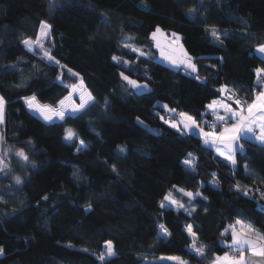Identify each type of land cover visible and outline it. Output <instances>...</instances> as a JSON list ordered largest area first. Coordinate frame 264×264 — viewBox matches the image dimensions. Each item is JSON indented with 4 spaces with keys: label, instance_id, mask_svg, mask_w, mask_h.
I'll use <instances>...</instances> for the list:
<instances>
[{
    "label": "trees",
    "instance_id": "1",
    "mask_svg": "<svg viewBox=\"0 0 264 264\" xmlns=\"http://www.w3.org/2000/svg\"><path fill=\"white\" fill-rule=\"evenodd\" d=\"M41 21L52 26L53 61L22 43ZM159 26L182 35L195 70L159 61ZM261 44L264 0H0L1 134L29 157L10 158L21 183L0 172V264H211L229 251L225 229L237 220L264 235V145L244 140L232 165L164 120L174 109L210 120L208 105L229 87L248 105L264 82ZM69 70L93 102L47 123L25 98L58 104ZM121 73L149 88L136 91ZM69 128L76 137L65 140ZM168 196L186 211L164 206ZM106 241L115 255L101 261Z\"/></svg>",
    "mask_w": 264,
    "mask_h": 264
},
{
    "label": "snow or ice",
    "instance_id": "2",
    "mask_svg": "<svg viewBox=\"0 0 264 264\" xmlns=\"http://www.w3.org/2000/svg\"><path fill=\"white\" fill-rule=\"evenodd\" d=\"M190 11H195L190 10ZM51 25L47 23V21H41L40 23V30L39 35L37 39L33 40L32 38H27L22 41V43L29 48V50H33V46H38L41 50H43L44 56H46L49 60H54L55 58L50 55V53L44 49V45L42 43V40L44 38L49 37L50 31H51ZM161 29L157 27L156 32L152 34L153 39L156 38L157 33H159ZM211 35L216 40H221V34L218 32V30L213 26L210 29ZM173 38L178 41L180 37L176 34H172ZM157 47H160V44L157 43ZM178 48L182 55H184V59H177L172 55H167L165 58L168 59L173 65H179V64H185L187 68H190L192 70H195V65L191 63L192 58L190 56H187V54L184 52L182 46L178 45ZM257 51L264 54V44H261L257 47ZM143 54V53H142ZM161 55H164L163 49L161 50ZM113 60H117V57H113ZM56 63H59L58 61ZM258 73L264 72V69H258ZM121 76L125 80L129 82L130 85L133 86L134 89L138 90H144L147 89V84L141 85L136 80L130 79L128 76H124L123 73H121ZM199 79V77H196ZM82 87V83H81ZM73 90L75 91L77 86H72ZM80 100L81 103L78 106H75L72 108V112H78L82 109H84L85 105L92 101L94 98L91 96L90 93H87V97H85V93H80ZM65 99H70V97H66ZM28 107L30 109L35 110L38 112L45 121H52L54 117L59 118L61 120L64 119L65 111H64V101H60V110L57 111L53 109L51 106L48 105H41L36 101V97H27L25 98ZM237 105L241 104V101L239 99L235 100ZM5 100L2 96H0V123H3L4 120V106H5ZM166 107V106H165ZM210 109L215 110L217 107V102L212 101L211 104L208 105ZM219 107L224 108L225 110V116H217V119L220 121H225L227 118L235 117L237 118L240 123L234 124L232 128H225L224 131L219 135L216 136L212 132H204L203 129H200L201 133L205 137V142L208 143L211 141L212 143H223L227 147V159L230 160L233 164H235V158L233 155V144L237 142L241 135H244L248 139H252L251 136H248V133H254L256 131V128L258 126L259 129V136L257 139L264 143V91H261L257 94L256 98L252 101V103L247 105V115H244L243 109L241 111H236L232 109L228 105H219ZM175 111V110H171ZM180 116L183 118V127L186 129H192L194 127H199L196 124V121L188 116L186 113H180ZM163 119V117H161ZM168 121H166L167 123ZM171 127L173 128H180L181 125L177 123H171ZM74 137H76V133L72 129H66L65 130V140H72ZM0 140H2V137H0ZM80 144L83 146L84 142L81 140ZM241 150H243V146H239ZM80 149L78 148L77 151ZM123 151V149H121ZM217 150L220 151L219 146L217 147ZM225 154V153H222ZM17 156L21 157L23 160L28 161L29 157L27 154L21 149L16 153ZM186 164H191L192 161H185ZM6 167L4 157L0 156V171H3ZM115 166H113L114 168ZM17 183H21L20 177H14ZM214 183V181H213ZM237 188H239V185H237ZM181 191H183L181 189ZM189 197H193L194 194L191 192L186 193ZM195 195H200L199 193H196ZM44 199H47V197H44ZM172 203H175V201H172ZM163 206V205H162ZM182 207V205H181ZM187 231L192 235L193 237V244L192 248L200 255H203V251L201 248L196 247V233L192 231V226L189 225L187 227ZM231 234L232 239V245L230 247L235 249L234 255H229V253H224L223 256H217L215 258L214 264H254V258H260L259 262H255V264H264V235L255 233L251 230H246L244 224L242 221L237 220L235 224L230 225L229 228L225 229V233ZM245 250L249 251L251 253L252 260L245 257L244 253ZM4 254V248L0 246V255ZM115 255L114 246L111 241H106V256L108 258ZM101 261L105 260V255H101L99 257ZM170 259H177V258H170Z\"/></svg>",
    "mask_w": 264,
    "mask_h": 264
},
{
    "label": "rangeland",
    "instance_id": "3",
    "mask_svg": "<svg viewBox=\"0 0 264 264\" xmlns=\"http://www.w3.org/2000/svg\"><path fill=\"white\" fill-rule=\"evenodd\" d=\"M159 29H161V31L159 33H157L156 35V38L153 39V36H152V40L154 41V44H155V47L156 49L158 50V58H159V61H161L162 63H164L165 65H168L172 68H186V69H190V68H187L185 64H179V65H173L168 59H166L165 57L167 55H172L174 56L175 58L177 59H184V55H182V53L180 52L179 48H178V45L182 46L184 52L187 54V56H190L189 52L187 51L186 47L184 46L183 42H182V35L177 33V32H174V31H171V32H168L166 30H164L162 27L159 26ZM157 30V28H156ZM156 30L154 32H156ZM153 32V33H154ZM173 33H176L180 39L178 41H176L172 34ZM39 35V33H38ZM37 35V37H38ZM50 36H51V31H50V35L49 37L47 38H44L42 40V43L44 45V49L47 50L49 53H50V49H49V46H48V43H49V40H50ZM34 38L33 40L37 39ZM157 43L160 44V47L158 48L157 47ZM27 47V46H26ZM28 48V47H27ZM29 49V48H28ZM163 49L164 51V55H161V50ZM31 51H35L37 52L39 55H41L42 57L46 58L47 60H49L46 56H44L43 54V50H41L38 46L34 45L33 46V50ZM191 57V56H190ZM192 58V57H191ZM53 61V60H52ZM118 61V60H117ZM120 62V61H118ZM191 63L193 64V62L191 61ZM264 73V72H263ZM59 81L61 83H63L64 85H66L68 88H69V93L62 99L64 101V111H65V116H69V115H76L80 112H82L85 108H87L92 102V101H89L84 109L78 111V112H75L73 113L72 112V108H74L75 106H78L80 103H81V100H80V93L81 92H84L85 93V97H87V93H90L89 90L86 88L85 86V83L82 79V77L80 75H78L77 73L69 70L68 71V78L66 79H62V78H59ZM138 82V81H137ZM81 83H82V87H81ZM140 83V82H138ZM141 85L145 84V83H140ZM75 85L77 86L76 90L74 91L72 86ZM148 86V85H147ZM149 87H147L148 89ZM147 89H144V90H147ZM136 91L140 92V91H143V90H138V89H135ZM91 94V93H90ZM1 96V95H0ZM92 96V95H91ZM66 97H70V99H65ZM61 100V101H62ZM36 101L41 104V105H48V106H51L53 109L59 111L60 110V102L56 105H50V104H42L41 102H39L37 99ZM27 103V102H26ZM27 107H28V104H27ZM239 107V106H238ZM241 108V107H239ZM28 109L30 110V112H32L34 115H36L37 117H39L40 119H42L43 121H45L43 119V117L38 113L36 112L35 110L33 109H30L28 107ZM241 109H245V108H241ZM126 110V109H125ZM179 116V115H178ZM56 121H61V119L59 118H56L54 117L52 121H45L47 123H51V122H56ZM171 123H177V120H172L170 121V124ZM2 123H0V126H1ZM178 124V123H177ZM205 126V125H204ZM204 129V128H203ZM205 130V129H204ZM0 137H3L2 134H1V128H0ZM75 138V137H74ZM73 138V139H74ZM81 141V140H80ZM80 141H79V145H78V148L79 149H83L86 147V143L84 142V145L82 146L80 144ZM20 151V149L18 148H15V147H10L9 145H6V143L4 142L3 138L2 140H0V156H3L4 157V161H5V164H6V167L5 169L3 170L4 172H7L5 173L6 175L8 174H11L13 172H9L11 169V166L9 164L10 162V158L13 157L14 155H16V153ZM187 161H192L191 159L187 160ZM186 166L190 169H192L193 167V161L191 164H186ZM2 171V172H3ZM1 172V171H0ZM19 177V174H16V173H13L11 178L14 179V177ZM15 180V179H14ZM172 201H175V203H172ZM181 203H179L178 200L172 198L171 196H168L164 202V206H167V207H173L175 208L176 210H185L186 211V207L184 205H182L181 207ZM244 224V223H243ZM233 225V224H232ZM246 230H251V231H254L255 233H258V234H261L260 232H258L255 228L247 225V224H244ZM162 230V229H161ZM167 232V231H166ZM167 234H169L167 232ZM228 236L231 237V234L230 232L227 233ZM262 235V234H261ZM230 245H232V239H231V242L229 243V251L227 253H229V255H234L235 254V249L230 247ZM102 255H105V259H107L108 257L106 256V244L104 246V250H103V253ZM224 255V254H223ZM223 255H220V256H223ZM245 257L248 258L251 253L247 250H245V253H244ZM177 258V259H170V258ZM152 263H157V264H186V260L180 258V257H177V256H161L155 260H152L151 261ZM215 260L211 263V264H214Z\"/></svg>",
    "mask_w": 264,
    "mask_h": 264
},
{
    "label": "crops",
    "instance_id": "4",
    "mask_svg": "<svg viewBox=\"0 0 264 264\" xmlns=\"http://www.w3.org/2000/svg\"><path fill=\"white\" fill-rule=\"evenodd\" d=\"M261 56L264 57V54L260 53L259 51H257ZM193 62V59L191 60ZM194 64V62H193ZM195 65V64H194ZM261 91H264V82H263V86L261 88ZM258 92V93H259ZM257 93V94H258ZM257 94L255 95V98L257 96ZM254 98V99H255ZM253 99V100H254ZM252 100V101H253ZM213 101H216L217 102V107L215 108V110L213 109H210L209 107H207V110H206V114L208 117H204L205 119H214L216 121V125L211 127V128H207L204 126L203 122H201L200 120H198L196 117L186 113L188 116L192 117L195 121H196V124L199 126V127H194L192 129H186L183 127V118L179 115L176 117L175 120H177V123L181 125V129L187 133H195L197 135H199L202 139H203V142L208 145L209 147H211L214 152L221 158L225 159L226 161H228L229 163H231L232 165H235L233 164L230 160L227 159V147L225 144L223 143H219V144H216V143H212L211 141H209L208 143L205 142V137L203 136V134L201 133L200 129H203L204 132H212L214 133L216 136H219L225 128H232V126L234 124H238L240 123V121L235 118V117H232V118H227L225 119V121H220L217 119V116H225V110L224 108L222 107H219V105H228L230 106L232 109L236 110V111H241V108H239L238 106H236L232 101H230L229 99L223 97V98H219V99H216V100H213ZM252 101L250 103H252ZM212 103V102H211ZM210 103V104H211ZM249 103V104H250ZM244 111V115L246 116L247 115V107L245 109H243ZM183 113V112H182ZM222 122H227V126L226 127H220L218 124L222 123ZM248 136H251L252 139H248L247 137H245L244 135H241V138L235 142L233 144V155H234V158H235V163H236V155L238 152H242L244 151L245 149V146H244V140H251V141H255L257 143H260L262 145H264V143H262L261 141H259L257 139V137L259 136V129H258V126L256 128V131L254 133H248ZM243 146V150L240 149L239 146ZM219 146L220 148V151L217 150V147ZM222 153H225V154H222Z\"/></svg>",
    "mask_w": 264,
    "mask_h": 264
},
{
    "label": "built area",
    "instance_id": "5",
    "mask_svg": "<svg viewBox=\"0 0 264 264\" xmlns=\"http://www.w3.org/2000/svg\"><path fill=\"white\" fill-rule=\"evenodd\" d=\"M197 76H198V74H196V73H193V74H192V77H193L194 79H197V78H196ZM198 77H199V76H198ZM259 80H260V81L264 80V79H263V76H260V77H259ZM254 89H255V91L257 90L256 87H255ZM224 97L227 98V99H229L230 101H232V102L235 103V104H236L235 100H236V99H239V100L241 101V104H240V105H237V104H236V106H239V107H241V108H246V107H247V103H246L245 99H244L242 96H240V95H239L234 89H232V88H230V87L227 88V89L224 91ZM174 110H175V111H169V112H167V113L164 115V120L170 122V121L174 120L178 115H180L181 111H180L179 109H174ZM203 123H204V125H205L206 127H208V128H211V127H213V126H215V125L217 124L216 121H215L214 119L206 120V121H204ZM219 126H220L221 128H222V127H226V126H227V122H222V123L219 124Z\"/></svg>",
    "mask_w": 264,
    "mask_h": 264
},
{
    "label": "water",
    "instance_id": "6",
    "mask_svg": "<svg viewBox=\"0 0 264 264\" xmlns=\"http://www.w3.org/2000/svg\"><path fill=\"white\" fill-rule=\"evenodd\" d=\"M248 259H250V260H252L253 258H251V255L248 257ZM259 260H260V258H254V264H255V262H259Z\"/></svg>",
    "mask_w": 264,
    "mask_h": 264
}]
</instances>
